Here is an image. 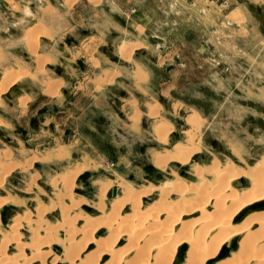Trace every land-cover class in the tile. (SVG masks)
Returning <instances> with one entry per match:
<instances>
[{"label": "rangeland", "instance_id": "374dc122", "mask_svg": "<svg viewBox=\"0 0 264 264\" xmlns=\"http://www.w3.org/2000/svg\"><path fill=\"white\" fill-rule=\"evenodd\" d=\"M16 1L19 4L14 0V11L0 0V16L9 13L11 24L20 22L17 28L8 26L11 29L0 24V48L4 49L0 78L4 65L12 71L34 69L35 63L21 42L22 31L32 24L43 26L46 32L39 40L38 52L49 55L52 65L62 69L65 76L57 97L46 95L39 89L38 82L27 79L1 98L0 162H3L0 176L5 164L19 166L4 176L0 186V197L9 195L16 201L0 209V243L4 234L14 231L11 222L14 217L29 214L34 220L39 206L55 205V211L44 224L56 229L50 234L56 240L53 257L62 261L56 264H69L73 254L78 259L75 264L96 262L99 243L109 242V228L102 224L104 229L93 234L96 223L91 222L89 234L83 233L85 224L80 220L67 229L63 224L66 213L60 208V202L63 207L81 201L84 205L73 207L68 219L81 214L92 217L94 222L105 223L110 220V206L123 197V185L133 186L138 191L154 187L152 196L141 200L146 210L155 203L178 202L176 195L160 202L159 188L168 181L177 183L179 178V185L185 182L191 188L189 193L203 187L205 181L192 173L196 164L210 167L215 160L222 165L231 161L246 169L263 157L264 0H72L71 3L69 0H35L36 5H29L33 0ZM248 5L259 7V12ZM49 8L51 12L46 11ZM27 9L30 15L24 18ZM32 9L36 10L34 14ZM121 44L130 48L129 57L118 54ZM85 46L92 49L85 52ZM137 49L139 52H135ZM58 56L63 58L61 62ZM140 65L148 69L153 88L163 90L175 84L168 97L161 100L162 116L174 127L166 146L157 144L150 134L153 120H164L159 118L160 110L153 120L141 114L138 135L122 131L129 115V101L138 99L144 103L149 98L128 86L132 67L138 66V69ZM112 70L119 71L121 79L113 80L109 75ZM48 72L51 77H58L54 71ZM102 73L111 78L107 81L111 82L110 86L104 90L95 87L83 104L75 105L83 83L96 81ZM146 79L147 74L144 81ZM18 97L26 99L24 107L17 104ZM173 104H177L176 109L182 106V111L171 113ZM82 109L85 114L90 111V118L78 123L73 117ZM189 109H193L191 114L199 116L196 135L201 140L200 153L187 165L169 164L164 170L155 169L153 152L170 151L188 132L195 134L186 123L191 115L187 116ZM140 110H144L142 105ZM77 129L80 133L74 134ZM82 129L86 137L79 135ZM79 137L85 138L90 146L78 145ZM66 150L67 157H57ZM85 153L93 159L88 166L82 162ZM79 166L84 168L82 175H77L72 186L66 188L62 177L73 174ZM206 179L211 181L212 177ZM239 182L235 188L241 195L250 183L244 179ZM102 191L104 211L99 209ZM131 216L129 205L121 217ZM197 217L200 213L192 219ZM31 225L16 231L23 248L16 245L7 248L6 257L14 259L15 264H25L30 259L32 241L47 237L38 223ZM72 229L76 232L74 248L69 246ZM90 240L92 244L88 245ZM240 241L241 238L237 239L231 248L208 264H225L228 256L237 254ZM124 247V241L117 246L120 250ZM187 251L188 246L180 248L174 264H184ZM108 259L104 257L99 263L105 264ZM127 259L129 257L123 262Z\"/></svg>", "mask_w": 264, "mask_h": 264}, {"label": "bare ground", "instance_id": "6f19581e", "mask_svg": "<svg viewBox=\"0 0 264 264\" xmlns=\"http://www.w3.org/2000/svg\"><path fill=\"white\" fill-rule=\"evenodd\" d=\"M3 2L7 3L10 10L15 11L16 4L14 0H4ZM68 2L71 3L72 0ZM49 10L51 12V8L46 9L48 12ZM29 15L30 11L27 9L24 18H29ZM0 17L1 25H7V27L12 25L11 28H17L16 26L20 24L19 21L18 23L11 24V21H8L9 13H4ZM45 35L46 32L43 26L37 24L29 25L22 31L21 42L23 48L30 54L35 67L32 71L25 69L12 71L4 65L0 78V102L3 95L14 89L18 83L27 79L38 82L39 89L46 95L51 97L59 95L63 85L62 79L51 77L45 68L47 65L53 64L52 58L49 55L38 52L39 40ZM91 49L89 46L84 47L85 52ZM3 50L0 48V66L3 64L1 60V53H4ZM117 51L124 58L129 57L131 54L130 48H127L125 44L119 45ZM145 76L146 74L141 68L136 69L134 72L136 82L144 81ZM105 77L108 76L106 75ZM110 79L108 77L106 81H110ZM25 100L20 98L17 102L21 107H24L27 103ZM160 108L161 105L159 103L149 105V118L155 119ZM155 123L153 133L158 142L166 146L168 144L167 136L173 131V125L165 120L155 121ZM186 123L190 125L195 134L191 135V132H188L182 141L183 143L177 142L170 151L155 153L152 158V167L164 170L169 164L184 166L192 161L191 159L194 155L200 153L199 142L201 143V140L199 139V135H196L198 134L200 124L199 116L196 113L191 114L186 118ZM0 126H2L1 122ZM64 156H68L67 151H62L57 157L63 158ZM2 162H0V165ZM238 163L241 164V161H238ZM5 165L2 169V176H0V186L4 176L19 166V164L15 163L12 165V162L10 164L12 166ZM200 165L196 164L192 169L194 177H198L203 182L205 181L204 186L199 188L198 191H196L197 188H194L195 190L192 189L194 191L189 193L191 188H188L185 182L179 185L178 174L175 171H172V173L178 178L177 183L168 181L159 188L160 202L169 198V196L176 195L179 198L177 203L173 202L172 204L166 201L164 205L162 203H158L160 205L155 203L150 208L148 207V209L144 210L141 200L147 198V196L151 197L154 187L143 188L144 190L138 191L133 186L123 185V197L117 199L110 206V220L105 223L94 222L92 217L82 216L81 214L68 219L69 212L73 207L84 205L83 203L80 204L82 201L78 203H71L70 201L69 207H63L64 205L60 202V208L66 213L63 218V224L67 229L68 227L71 228V224L75 223V221L81 220L85 224L83 233L89 234V230L92 227L91 222L92 224L96 223L93 234L101 232L103 228L101 227L102 224L106 225L110 230L109 242L107 244L99 243L96 262L90 261L88 264H100L99 261L101 262L104 257L109 258L105 264H174L178 250L187 246L188 251L184 264H208L211 260L216 259L227 249L231 248L232 244L240 238V247L237 254L228 256L223 263L264 264V155L262 158L260 157V160L254 166H246V169L235 166L236 164L231 161L222 165L219 161L215 160L210 167ZM83 170L84 168L79 166L73 174L62 177L64 186L66 188L72 186L73 179L77 175H82ZM208 177H212V180L206 179ZM241 179H244L246 183H250V186L239 195L235 184ZM201 181L199 182L201 183ZM103 191L100 195V211H104L106 207L103 201ZM7 196L0 197V209L7 203L16 202L9 195ZM129 205L132 209V216L129 218L121 217ZM54 211L55 205H51L50 207L41 205L34 215V220L31 219L29 214L14 217L11 221L15 227L14 231L4 234L3 240L0 243V264H15L14 259L6 257L7 248L12 245L22 247V244H19V233L17 234L16 231L23 226L28 225V227H32V222L38 223L39 227L42 228V233L48 237L45 236L48 241L44 237V241L42 238V241H32L30 243L32 249L31 256L26 263L56 264L62 262L59 257H53L52 250L56 245V240L54 237L51 238L50 234L53 233L51 231L56 230H53L55 226L52 229L47 224H44L48 215ZM199 213L200 217L192 219ZM238 220H242L240 224H236ZM69 234L72 235L69 237V240L72 241L69 246L74 248L76 246L74 242L76 232L72 229V231H69ZM123 241L126 243V247H124V250H120L117 246ZM87 244L91 245V240ZM126 257H129V260L127 259L123 262V259ZM76 258L74 254L71 255L69 264H75L78 261Z\"/></svg>", "mask_w": 264, "mask_h": 264}, {"label": "crops", "instance_id": "0c3cea01", "mask_svg": "<svg viewBox=\"0 0 264 264\" xmlns=\"http://www.w3.org/2000/svg\"><path fill=\"white\" fill-rule=\"evenodd\" d=\"M44 40H46V39H44ZM46 41H49V40H46ZM45 42V41H44ZM139 50L140 49H137V50H135V52H139ZM27 55V54H26ZM26 55L24 54L23 56H24V58H26ZM58 59H59V61L61 62L62 60H63V58L62 57H59L58 56ZM72 64V63H71ZM70 64V65H71ZM48 66V65H47ZM46 66V67H47ZM51 66H53V65H51ZM45 67V68H46ZM53 67H55V66H53ZM138 66H134V67H132V69H131V71H130V74H131V78H130V81H129V88L130 89H132L135 93H137V94H140L141 96H144V97H149L148 99H145L144 100V103H142V102H139L138 101V99H134V100H132V101H129V103H128V105H129V115H128V117H126L127 118V122H125L122 126V131L124 132V133H131V134H134V135H138V133L141 131V128H140V125H139V122L141 121V114L143 115L142 117H144L145 119H151V118H149V116H148V114H149V105H151V104H153L154 102H158L160 105H161V100H165V98L166 97H168L167 96V94L170 92V90L172 89V87L175 85L174 83L173 84H170L169 86V88H166V89H157V88H153L152 86H151V84L149 83V77H148V69L145 67V66H143V65H140L139 67H141L143 70H145V72H146V74H147V79H146V81H142V82H136L135 81V79L133 78V73H134V71H135V69L137 68ZM55 69L56 70H61V72H62V75L61 76H59L58 74V77L57 78H63L65 75H64V73H63V71H62V69H57L56 67H55ZM46 70H49V69H47L46 68ZM50 71H53V70H50ZM55 72V71H54ZM56 73V72H55ZM105 73H102V75H100L99 76V78L96 80V81H93V80H91V82L89 83L88 81L85 83H83V86L81 87V95H79V97L78 98H76L75 100V105L77 104H83V100L89 95V93H91V92H93L94 91V88L95 87H101L102 89L101 90H104L105 89V87H108V86H110V84H111V82H107V81H104V79L106 78V77H104L105 75H104ZM109 75L110 76H113V80H118V79H121V77H120V72L119 71H117V70H112L110 73H109ZM63 81H64V79H62ZM118 82V81H117ZM136 83V84H135ZM136 86H138V87H136ZM16 87V86H15ZM14 87V88H15ZM139 88V89H138ZM171 88V89H170ZM61 91V90H60ZM9 93V92H8ZM64 94H65V92H63ZM20 97H22V96H20ZM20 97H18V98H20ZM154 98H157V99H154ZM54 99V98H53ZM18 100V99H17ZM152 100V101H151ZM101 103H102V101H100ZM18 104V103H17ZM142 105V107L144 108V110L143 111H141L140 110V106ZM74 106V105H73ZM72 106V107H73ZM175 106L177 107V104H173V105H171V107H170V109H171V113H175V111L176 112H181L182 111V106H179L177 109L175 108ZM163 110V107H162V105H161V109H160V112H159V118H163L164 119V117L162 116V111ZM193 109H189L188 110V113H187V116L188 115H190L191 114V111H192ZM74 116V115H73ZM186 116V117H187ZM86 117H88V118H90V111L88 112V114L86 113H84V110L82 109L81 110V113H77V115L75 116V117H73V119H75V121L76 122H78L79 123V120H81L82 119V121L83 120H85V118ZM134 118V119H133ZM137 119V120H136ZM151 120H153V119H151ZM165 121H167L166 119H164ZM154 122H153V124L151 125V137H152V139H153V141H155L157 144H159V145H163V144H161L160 142H158V140H157V138L155 137V135H154V133H153V127L155 126V121L156 120H153ZM75 122V124L77 125V123ZM168 122V121H167ZM176 122H178V120H176ZM170 123V122H169ZM185 125H186V123H185ZM187 126V125H186ZM78 127H80V126H78ZM77 127V128H78ZM173 129H174V127H173ZM83 130V132L81 133V134H79V135H81L82 137H86V132H85V129H82ZM186 130H188V128L186 129ZM185 130V131H186ZM78 131H80L79 129H77V130H74V134H78V133H80V132H78ZM139 131V132H138ZM184 131V132H185ZM78 132V133H77ZM184 132H183V134H184ZM170 133H172V132H170ZM169 133V134H170ZM169 134H168V136H167V143L169 144ZM184 139V136H182V138H181V140H183ZM79 141H76L77 142V144L78 145H84V144H88L87 143V140L85 139V138H81V137H79V139H78ZM180 140V141H181ZM178 141H176L175 143H177ZM174 143V144H175ZM90 145L88 144V146L87 147H89ZM84 149H85V147L84 146H82ZM82 148V149H83ZM67 151V150H66ZM84 152V151H83ZM155 153H157V152H153V156L155 155ZM67 154H69L68 152H67ZM84 159V160H83ZM83 163H85V164H87V166L90 164V163H93V159L90 157V155L89 154H87V153H85V155L83 156Z\"/></svg>", "mask_w": 264, "mask_h": 264}, {"label": "water", "instance_id": "95a60500", "mask_svg": "<svg viewBox=\"0 0 264 264\" xmlns=\"http://www.w3.org/2000/svg\"><path fill=\"white\" fill-rule=\"evenodd\" d=\"M248 6H249L250 9H252V10H256L257 12H259V10H260L259 7H253L252 5H248ZM46 68L49 69V70H53V71H55L56 74H58L59 76L62 75L61 70H56L55 67H53V66H51V65H48ZM115 189H116V188H114V191H115Z\"/></svg>", "mask_w": 264, "mask_h": 264}, {"label": "flooded vegetation", "instance_id": "af4514ba", "mask_svg": "<svg viewBox=\"0 0 264 264\" xmlns=\"http://www.w3.org/2000/svg\"><path fill=\"white\" fill-rule=\"evenodd\" d=\"M4 0H2V3H4V4H6L7 5V3L6 2H3ZM15 2H17L16 0H15ZM18 3V2H17ZM36 3L37 2H35V0H33V2L32 3H30L29 5H33V4H35L36 5ZM19 4V3H18ZM37 7V6H36ZM23 8V7H22ZM9 9V8H8ZM32 12H33V14L36 12V10H31ZM0 13H1V11H0ZM4 13V12H3Z\"/></svg>", "mask_w": 264, "mask_h": 264}]
</instances>
